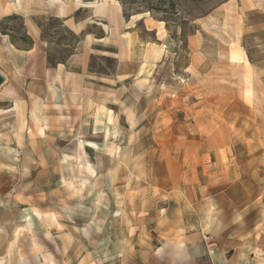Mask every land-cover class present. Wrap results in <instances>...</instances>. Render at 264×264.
<instances>
[{
  "label": "rangeland",
  "instance_id": "obj_1",
  "mask_svg": "<svg viewBox=\"0 0 264 264\" xmlns=\"http://www.w3.org/2000/svg\"><path fill=\"white\" fill-rule=\"evenodd\" d=\"M61 1L68 19L26 0L0 20V264H144L165 203L214 205L264 264V6L115 0L98 20ZM4 36L31 48L13 77Z\"/></svg>",
  "mask_w": 264,
  "mask_h": 264
},
{
  "label": "crops",
  "instance_id": "obj_2",
  "mask_svg": "<svg viewBox=\"0 0 264 264\" xmlns=\"http://www.w3.org/2000/svg\"><path fill=\"white\" fill-rule=\"evenodd\" d=\"M3 0H0V4ZM254 1V0H253ZM258 6H264V0H255ZM261 3V4H259ZM8 14L0 15V20ZM59 18V17H58ZM69 15L64 17L68 19ZM101 18V15H96L94 19ZM69 22V21H68ZM102 26L108 25L102 24ZM106 35H110L104 29ZM108 36L95 40L96 43L91 45H103ZM4 42L7 46V52L13 59L15 69L9 71L10 77H13L14 70L20 71L29 67V59L31 58V48L25 50L15 47L9 40V37L4 36ZM12 50V51H11ZM91 53L85 51L79 55L73 56L70 60L72 66L82 68L83 73L88 65ZM78 62V63H77ZM62 67V66H60ZM5 64L0 63V73L5 77ZM218 205V204H216ZM206 203H187V209H183V215H178L177 209H181V203H165V215H161V229L157 231L155 243L153 247L140 249L137 251L143 256H148L149 259L144 264H254L252 251L247 250L253 242L244 239L243 241L233 239L228 236V232L221 231L213 225L219 223L220 217H212L207 215L209 205ZM199 209L204 214H200ZM214 214V213H213ZM220 219V220H219ZM218 221V222H217ZM32 227V221H31ZM177 240V235L180 233ZM181 239V240H179ZM177 240L176 242H173ZM241 247L242 250H238ZM20 264H27V261L20 259ZM50 264V263H46Z\"/></svg>",
  "mask_w": 264,
  "mask_h": 264
},
{
  "label": "bare ground",
  "instance_id": "obj_3",
  "mask_svg": "<svg viewBox=\"0 0 264 264\" xmlns=\"http://www.w3.org/2000/svg\"><path fill=\"white\" fill-rule=\"evenodd\" d=\"M25 1L26 0H5V1H3V3L0 4V15L6 11L11 10L12 7L21 6ZM50 4H51V6L56 7L58 9L57 17L64 18V17L68 16V7H67V4L65 2H63L61 0H50ZM259 4H261V3H259ZM75 5H76L77 9L92 8V9H94V11L97 15L109 14L110 16H112L114 14L113 13L114 6L118 7L119 10L121 11V8H120L118 2L115 0H97L94 2H88V3L83 2L82 0H75ZM133 19L134 20H142L143 17L142 16H136V17H133ZM104 27L107 28V26H104ZM85 149H86V146L84 145V143L79 142L80 154L77 156L79 167L81 169L86 170L87 173L89 172V174L90 173L94 174L95 170L86 158ZM213 213H214L213 206H209L208 215L211 216V215H213ZM35 215L38 218L40 217L39 212H36ZM55 218L56 217H54L53 219H55ZM24 220H25L24 227L18 228V230L15 233V242H17V240L20 238L21 234L25 231V229L31 228V213H27L26 216L24 217Z\"/></svg>",
  "mask_w": 264,
  "mask_h": 264
},
{
  "label": "water",
  "instance_id": "obj_4",
  "mask_svg": "<svg viewBox=\"0 0 264 264\" xmlns=\"http://www.w3.org/2000/svg\"><path fill=\"white\" fill-rule=\"evenodd\" d=\"M5 82L4 76L0 73V86Z\"/></svg>",
  "mask_w": 264,
  "mask_h": 264
},
{
  "label": "trees",
  "instance_id": "obj_5",
  "mask_svg": "<svg viewBox=\"0 0 264 264\" xmlns=\"http://www.w3.org/2000/svg\"><path fill=\"white\" fill-rule=\"evenodd\" d=\"M14 45V44H13Z\"/></svg>",
  "mask_w": 264,
  "mask_h": 264
}]
</instances>
